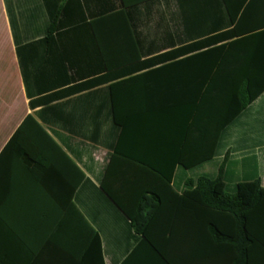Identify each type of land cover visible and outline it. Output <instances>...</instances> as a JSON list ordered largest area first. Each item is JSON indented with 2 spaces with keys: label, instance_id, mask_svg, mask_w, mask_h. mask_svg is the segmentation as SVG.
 <instances>
[{
  "label": "crops",
  "instance_id": "obj_1",
  "mask_svg": "<svg viewBox=\"0 0 264 264\" xmlns=\"http://www.w3.org/2000/svg\"><path fill=\"white\" fill-rule=\"evenodd\" d=\"M209 2L179 8L176 0H157L123 10L136 20L94 22L118 1L0 0V150L14 131L22 133L39 153L44 194L61 213L73 203L98 239L96 245L71 213L50 231L26 235L25 247L3 245L0 252L43 255L38 264H92L93 257L121 264L134 245L131 233L97 192L113 151L106 185L120 200L140 172L170 174L177 196L202 175L220 176L226 187L257 178L264 190V90L243 105L229 71L188 49L196 28L205 27ZM252 4L250 25L259 20ZM48 96L55 97L37 103ZM252 197L260 236L264 195ZM44 213L55 214L48 204ZM186 214L194 219V210ZM197 236L189 233L187 246Z\"/></svg>",
  "mask_w": 264,
  "mask_h": 264
},
{
  "label": "trees",
  "instance_id": "obj_2",
  "mask_svg": "<svg viewBox=\"0 0 264 264\" xmlns=\"http://www.w3.org/2000/svg\"><path fill=\"white\" fill-rule=\"evenodd\" d=\"M117 1L116 8L99 10L92 21L136 20L137 16H129L123 10L145 9L157 0ZM188 1L196 5L198 0H176V4L180 8ZM253 2L258 4L259 20L250 25ZM208 7L205 27L200 23L201 28H196L197 41L188 49L210 56L212 68L228 70L229 85L244 94L242 103L247 105L254 94L264 90V0H210ZM106 80L121 79H91L68 92L89 90ZM54 97H42L37 103L46 105ZM115 156L113 151L96 191L120 212L131 233L134 245L121 264H264V221L260 236L254 234L252 223V193L257 199L264 195L257 178L226 187L220 176L202 175L196 177L192 190L177 196L169 185L170 174L156 173L143 165L154 173L135 175L120 200L106 185ZM38 157V151L17 130L0 150V246L19 250L26 245V235L50 231L57 220L63 221L71 213L79 217L82 229L90 233L97 245L96 231L75 205L71 203L61 213L39 187L43 168L36 163ZM176 201L183 209L181 216L174 212ZM47 204L54 209L53 216L44 213ZM187 210H194V219L188 218ZM193 231L198 234V241L187 246ZM42 256L34 252H0V264H38ZM92 264H96L94 257Z\"/></svg>",
  "mask_w": 264,
  "mask_h": 264
}]
</instances>
